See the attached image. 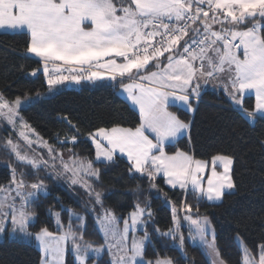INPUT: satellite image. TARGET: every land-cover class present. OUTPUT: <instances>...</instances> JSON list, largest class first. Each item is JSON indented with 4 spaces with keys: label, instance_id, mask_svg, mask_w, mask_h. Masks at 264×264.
Returning <instances> with one entry per match:
<instances>
[{
    "label": "snow or ice",
    "instance_id": "1",
    "mask_svg": "<svg viewBox=\"0 0 264 264\" xmlns=\"http://www.w3.org/2000/svg\"><path fill=\"white\" fill-rule=\"evenodd\" d=\"M0 28L26 30L30 37L27 52L40 58L50 89L67 80L80 83L103 79L101 70H106L111 80L120 78L122 91L139 112V122L133 127H100L89 133L95 145V161L81 158L71 150L65 160L38 134L37 141H33L24 131L19 132L29 147L38 142L46 148L48 159L22 155L17 143L6 141L5 147L19 162L36 170L59 169L57 175L68 177L73 185L79 184L93 205L84 211L89 215L96 213V229L103 234L104 243L93 248L71 223L73 218L84 221L85 217L70 212L65 227L57 212V232L45 226L33 237L42 253L40 264H64L69 241L80 264H87L90 251L100 253L105 249L111 255L110 264H172L171 259L159 256L144 260L148 233L145 230L143 238H137L135 233L138 225L151 219L150 205L141 206L137 200L127 217H117L104 207L101 192L93 188L92 181H99L101 176L100 168L94 164L110 165L119 154L126 157L129 174L146 178L151 188H157L158 177L163 178L171 189H179L185 197L191 194L197 203L205 199L221 201L227 191L234 189L233 157L211 158V175L205 187L201 174L208 168V161L185 151L166 152V144L190 127L169 111V106L179 101L193 111L192 101L200 96L201 82H212L244 117H264V0H0ZM241 49L242 58L238 54ZM56 61L80 67L66 69L75 73L72 75H53L48 65ZM55 72L60 73L61 69L57 67ZM32 74L36 75V71ZM250 92L255 95L251 111L244 107L245 95ZM21 103L19 97L9 101L0 93V118L13 128L17 120L21 128L29 127L19 116ZM68 123L75 129L71 121ZM69 142L75 144L77 137L59 141L62 146ZM217 164L222 166V172L217 171ZM23 175L17 179L13 169L10 184L0 186V232L10 225L13 232L32 236L27 229L34 213L28 205L45 186L43 180L28 185ZM171 211L174 227L161 235L178 239L183 247L185 238L180 232L179 216L182 211L183 219L195 226L192 238L199 237L211 264H224L215 237L211 242L207 240V218L193 219V206L184 200L179 211L175 205ZM237 241L241 264H264V243L258 245L257 259L239 236Z\"/></svg>",
    "mask_w": 264,
    "mask_h": 264
},
{
    "label": "trees",
    "instance_id": "2",
    "mask_svg": "<svg viewBox=\"0 0 264 264\" xmlns=\"http://www.w3.org/2000/svg\"><path fill=\"white\" fill-rule=\"evenodd\" d=\"M29 40L26 31H0V93L9 101L18 97L21 99L19 112L23 121L37 130L48 145L57 151L75 153L95 161L90 132L116 125L133 127L139 122V113L117 93L120 78L117 77V81L81 80L76 86L63 82L50 89L40 70V61L27 54ZM33 71L36 75L32 74ZM193 104V113L169 106V110L189 123L190 127L187 135L167 144L165 150H188L200 160H209L215 155L233 157L235 187L227 191L221 201L205 199L197 203L191 194L185 197L179 189H171L159 177L155 182L157 188L153 189L146 178L129 174L127 160L120 156L110 165L94 164V167L100 168L101 176L99 181H92L93 188L101 192L104 207L113 210L119 217H127L137 200L141 205H150L152 217L146 223L149 234L144 255L146 260H155L159 256L171 259L173 264H210L184 224V212L179 211L182 200L193 206L190 215L210 219L215 230L216 246L226 264H241L242 253L237 236L258 259V245L264 243V117H257L251 122L231 106L222 92L209 89L203 91L201 100ZM244 107L253 110L252 96L245 95ZM68 121L76 126L75 129ZM5 132H8L6 128L4 132L0 131V185L10 179L9 168L2 165V161L8 160L18 167L22 165L3 145ZM74 135L77 137L75 144L69 142L62 146L59 143L66 137L70 140ZM29 168L34 174H30L31 177L38 174L36 171L43 170ZM42 178L48 185V192L40 193L28 205V210L35 215L30 229L38 231L47 226L55 232L54 213H60L66 227L69 213L80 212L85 217L84 223L79 225L80 220L75 218L72 221L83 232L84 241L100 244L102 236L96 229V213L89 215L84 211L86 207L91 209L93 206L85 190L79 184L68 188L51 176ZM172 205L177 207L181 217L180 232L185 238L182 248L178 239L161 235L173 227ZM96 207L99 209L98 205ZM156 228L160 231L156 232ZM40 259V250L34 242L10 239L7 235L0 241V264H40ZM87 262L110 264L107 254L91 257ZM65 263L76 264L70 252L66 254Z\"/></svg>",
    "mask_w": 264,
    "mask_h": 264
},
{
    "label": "rangeland",
    "instance_id": "3",
    "mask_svg": "<svg viewBox=\"0 0 264 264\" xmlns=\"http://www.w3.org/2000/svg\"><path fill=\"white\" fill-rule=\"evenodd\" d=\"M0 31H8V32H14V31H21V30H11V29H7V28H0ZM26 31V30H24ZM238 54L241 55V58H242V49L241 50H238ZM31 57H35L34 54H31L30 55ZM54 63H60V64H63V62H60V61H56ZM71 67H80L78 65H72ZM85 68H87V66H84ZM40 70L44 73L43 71V64L42 66L40 67ZM72 74H75V73H71ZM85 75L87 74L86 72L84 73ZM45 75V74H44ZM46 77V76H45ZM106 78L110 79V75L108 76H105ZM46 79H48V77H46ZM65 83H69L70 86L71 85V82H75V81H72V80H67V81H64ZM73 84V83H72ZM248 95L252 96L254 98V106H255V95L254 93H248ZM254 109V108H253ZM19 116L21 117L20 115V112H19ZM257 117H262L260 115H257ZM256 117V118H257ZM255 118V119H256ZM254 119V120H255ZM4 120V121H3ZM254 120H250L251 122H254ZM7 126H10L12 130H9ZM29 126V125H28ZM7 129L8 132H5L4 133V141H2L3 145L5 146L6 144V141L8 139H11L13 140V142L17 143L19 145V149H20V152L21 154H26L28 157L30 158H36V159H39L40 157H43L44 159H48V156H47V149L42 147L38 142H34L32 143V145L29 147L28 144L25 142V140L23 138H21L19 136V132L20 131H24L25 134L28 136L29 139L33 140V141H37V136L36 134L39 135L40 138H42L44 141H46L40 134L37 130H35L33 127L29 126L28 128H21L20 127V122L19 120H17V125L15 128H13L11 125H9L7 123V121L3 118H0V131L3 130L4 132V129ZM34 129L35 132L33 133L31 130ZM10 152L11 150L9 148H7ZM60 152V151H58ZM12 153V152H11ZM63 154V157L65 160L68 159L69 157V153L68 152H60ZM14 155V158L16 159L17 163H20L22 164L20 167H18L16 164L8 161V160H4L1 162L2 165L4 166H7L9 168V171H10V179L1 184L0 186H8L12 180V170L15 169V172H16V176H17V179H20L21 178V173H23V179L25 181L26 184L28 185H31L32 183H38L39 180H43V184L45 186V190H41L37 193V196L40 194V193H46L48 192V185L46 183V181L42 178V176H51L55 181H57L58 183H60L61 185H64L68 188H71L72 189V184L70 182V179L66 176H61V175H57V172L59 171V169H53L51 167L47 168V169H43L42 171L40 172H35V173H38L35 177H31V175H34L33 172H32V169H30L29 167H31L30 165L28 167L24 166V165H27L25 163H22V162H19L15 156L14 153H12ZM207 161V160H205ZM57 164H59V160H57ZM219 165V164H217ZM218 172H222L223 171V168L221 166V169H217ZM42 175V176H41ZM210 175H211V171H210ZM69 180V181H68ZM206 187V186H205ZM28 191H32L31 188L27 189ZM233 190V189H232ZM231 191V190H230ZM36 196V197H37ZM0 198H2V196H0ZM34 199V198H33ZM32 199V200H33ZM32 202V201H31ZM86 202V201H85ZM210 202H218V201H210ZM87 203V202H86ZM168 205H169V202L167 201L166 202ZM143 206V205H141ZM172 207V206H171ZM113 211V210H112ZM31 212V211H30ZM74 213V212H73ZM55 214V213H54ZM75 214H77V212H75ZM77 215L79 216H82L81 213L79 212ZM117 217H119L117 214H115ZM61 218V216H60ZM35 220V215L32 217V219L29 221V227L27 229L28 232L32 233L33 235L32 236H27V235H24L22 233H20L19 231H16V232H13L11 226L9 225L7 227V230L4 231V232H0V241L4 240L5 236L7 235L8 238L10 239H18V240H23V241H26V242H35L36 246L39 248V245H38V242L33 238L34 235L39 232L38 231H32L30 229V225L34 222ZM61 221H62V218H61ZM54 226L55 228L57 229V226H56V217L54 215ZM63 223V221H62ZM72 225H73V228L76 229L77 228V224L73 223V221L71 222ZM84 222L83 221H80L79 225L80 224H83ZM119 227L122 229L123 228V223H120L119 224ZM174 227V225H173ZM145 230H146V224H141V225H138L137 227V231L135 233L136 237L137 238H143L144 237V233H145ZM147 231V230H146ZM54 232V231H53ZM57 232V231H55ZM79 234V233H78ZM101 236H102V242L100 244H92L93 248H97L99 247L100 245H102L104 243V238H103V234L100 232ZM149 235V234H148ZM86 242V241H85ZM147 242V241H146ZM40 250V248H39ZM67 252H70L73 257H74V260H75V263L76 264H80V262L76 259V256H75V253L72 251V245H71V242L69 241L68 244H67V250L65 252V256H64V264L65 263V260H66V254ZM41 253V251H40ZM103 254H107L108 257H109V260L111 259V255L110 253L107 251V249H105L104 251L100 252V253H97L95 251H90L88 253V259L91 258V257H100L102 256ZM42 255V253H41ZM145 261H147L145 258H144ZM88 261V260H87ZM88 264V262H87ZM173 264V263H172Z\"/></svg>",
    "mask_w": 264,
    "mask_h": 264
},
{
    "label": "crops",
    "instance_id": "4",
    "mask_svg": "<svg viewBox=\"0 0 264 264\" xmlns=\"http://www.w3.org/2000/svg\"><path fill=\"white\" fill-rule=\"evenodd\" d=\"M27 54L28 55H30V53H28L27 52ZM33 58H35V59H37L38 61H40V58L39 57H33ZM61 62V61H60ZM42 66V65H41ZM102 71V73H103V75H104V78L103 79H108V78H106L105 76H108V75H110L109 73H107V71L106 70H101ZM99 80H102V79H99ZM128 81H126V83H127ZM206 89H209V90H213V91H216V92H222L224 95H225V93L223 92V90L222 89H220V88H218V87H215L214 86V83H212V82H209V83H207V84H204L203 82H201V88H200V94L203 92V91H205ZM117 93H118V95L121 97V98H123L125 101H127L137 112H138V108H136L133 104H132V102L127 98V94L125 93V92H123L122 91V89H121V87H119L118 88V90H117ZM246 95H248V93L246 94ZM225 97L229 100V98L225 95ZM195 100V99H194ZM194 100L192 101V109L194 110V104L193 103H195L194 102ZM230 101V100H229ZM231 103V102H230ZM170 105H174V106H177V107H181V108H183L184 110H186L187 112H189V113H192L193 111H188L187 110V107L184 105V104H182L181 102H179V101H175L174 103H172V104H170ZM231 106L233 107V108H235V109H237V110H239L234 104H232L231 103ZM169 111H171V110H169ZM139 113V112H138ZM187 133H188V130H186V132L183 134V135H181V136H178L175 140H173V141H170V142H168L167 144H172V143H174L175 141H177L178 139H180L181 137H183V136H185V135H187ZM166 144V145H167ZM93 147H94V155H95V145L93 144ZM176 151H185V152H188L189 154H191V152H189L188 150H175L174 152H167L168 154H173V153H175ZM192 155V154H191ZM118 156H119V154H118ZM123 158H125L126 159V157H123ZM208 161V168L205 170V172L204 173H202L201 174V176H202V178H203V180H204V186H206L207 185V178L210 176V171H211V167H212V165H211V159H209V160H207ZM217 169H221V166L220 165H217ZM170 187V186H169ZM192 216V215H191ZM193 217V219H201V220H203L204 218H207V220H208V222H209V229H210V231H209V234H208V236H207V240L209 241V242H211L212 241V238H213V236L215 237V230H214V228H213V225H212V223H211V221H210V219L208 218V217H206V216H192ZM185 223H186V225H187V227L189 228V231H190V233H191V236L193 237L194 235H195V232H194V228H195V226L194 225H192L189 221H187V220H185ZM195 242L199 245V247L203 250V252L205 253V255L207 256V253H206V250H205V247H204V245L203 244H201L200 243V240H199V237L197 236L195 239ZM35 243V242H34ZM215 244H216V242H215ZM36 245V244H35ZM207 259H208V261L210 262V264H211V260H210V258L207 256ZM224 264H226L225 262H224Z\"/></svg>",
    "mask_w": 264,
    "mask_h": 264
},
{
    "label": "built area",
    "instance_id": "5",
    "mask_svg": "<svg viewBox=\"0 0 264 264\" xmlns=\"http://www.w3.org/2000/svg\"><path fill=\"white\" fill-rule=\"evenodd\" d=\"M57 67H59L60 69H61V72L60 73H56L55 72V69L57 68ZM69 67H71V66H69V65H65V64H56V63H50L49 65H48V68H49V72L51 73V74H53V75H57V74H63V75H71V73L70 72H68L66 69H68ZM74 68H77V69H79V67H74ZM95 68H93L92 70H94ZM87 73V72H86Z\"/></svg>",
    "mask_w": 264,
    "mask_h": 264
},
{
    "label": "water",
    "instance_id": "6",
    "mask_svg": "<svg viewBox=\"0 0 264 264\" xmlns=\"http://www.w3.org/2000/svg\"><path fill=\"white\" fill-rule=\"evenodd\" d=\"M75 86V85H74ZM65 120L67 121V118H65Z\"/></svg>",
    "mask_w": 264,
    "mask_h": 264
},
{
    "label": "bare ground",
    "instance_id": "7",
    "mask_svg": "<svg viewBox=\"0 0 264 264\" xmlns=\"http://www.w3.org/2000/svg\"><path fill=\"white\" fill-rule=\"evenodd\" d=\"M238 42V41H237ZM195 102V101H194Z\"/></svg>",
    "mask_w": 264,
    "mask_h": 264
}]
</instances>
